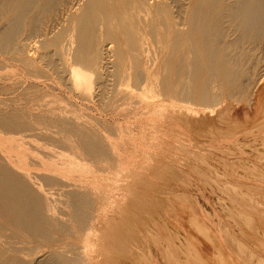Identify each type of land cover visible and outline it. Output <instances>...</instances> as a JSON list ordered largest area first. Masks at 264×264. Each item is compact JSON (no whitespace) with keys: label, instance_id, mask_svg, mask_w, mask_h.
<instances>
[{"label":"bare ground","instance_id":"bare-ground-1","mask_svg":"<svg viewBox=\"0 0 264 264\" xmlns=\"http://www.w3.org/2000/svg\"><path fill=\"white\" fill-rule=\"evenodd\" d=\"M1 1H4L3 2L4 3V9L6 8V10L10 9L13 6V8H11L12 12H13V16H12V18H10L8 20L7 25L6 24H5L6 26L4 25L5 29L2 28L3 29V30H1L2 32L0 31L1 32L0 33V52L5 53V52H8L9 50L16 49L17 53L20 55V57L23 56L25 54V50L28 49V45L26 43L28 41H26V40L30 39V37H32L36 33L39 34L40 31H43V30H40V29H39L40 31L37 30V28L41 24L40 21H42V24H43V20H41L43 18V15L46 13L45 15L47 16V13L49 11H51V8L53 9L54 5L55 6L58 5L59 8H61V3L60 2H62V1H59V3H60V5H59V3L56 4L58 0H1ZM39 1H43V5H41L40 7H36V5H37V3ZM64 1H66V0H63V2ZM98 1L99 0H85L83 6H81V8H79L80 12H78V10H77L78 7L76 6L77 9H76L75 13L78 12L80 14L78 16H75L74 21H73L74 23H73L72 31H70L71 34L70 35L66 34L67 37H64L63 34H62L64 32H61L60 33L61 35H59L57 38H55L54 41L53 40L51 41V37L52 36L49 37L50 35L48 34L49 35L48 37L50 38V40L46 39L47 42L45 40V43H44L45 46L42 45L43 48L45 47V49H46V47L48 48V47H52V46H55V47L57 46V47H59V49L57 51H54V52L51 51L49 53H47L48 51L45 50L46 54L41 53L43 55H41V57L38 58V62L45 63L46 66L48 65V67L53 65L54 68H56L57 66L55 67V65L57 63H59V65H60L61 61L60 62L55 61V63H56L55 64L54 61L52 60V58L54 59L55 55L60 56L61 58H63L62 59L63 63L61 62V64H63V67H61V65H60V69H58L59 67H57L55 69V71H57V73H58V74L57 73L56 74L60 75L59 78L62 77V79H60L61 80L60 82L65 81L64 79H68L67 78V76L69 75L68 73H70L69 80L72 79L70 77H73L72 71L70 70L71 72H69L68 69L65 67V63H67L66 60L68 61L69 59H72L77 64L85 66L86 68L90 69L91 73L87 72L88 70L87 71L83 70L82 66H81V69L78 68L79 69L78 72L77 73L75 72L76 74L74 73L75 76L73 77V79L70 82V83H72L74 85V88H73V86L71 84H70L71 87H72L71 90H70V86L67 87V85L65 84L67 80L64 83V85H66L67 89L69 88V90H70V91L69 90H67V91L71 92L72 90H74L75 92H77L75 90L76 89L75 88L76 87L75 84L77 85L78 84L77 81L79 82V80H81V79H83L85 81L86 84L83 82L85 85H88V87L91 85L90 87H92L93 83H89L90 76L92 78V75L95 74L96 79L95 78L94 79H95L96 82L94 80H93V82L96 84L97 88L100 90V92L98 93V98H100L101 101L104 103L103 106L105 105V106L110 107L112 99L115 98L117 95L120 96V92H118L116 90L117 89L116 87L118 85V84L116 85V83L120 82V81H123L124 84H125L126 81H128V82L130 80L136 81V78H133L132 76L127 75L126 72L122 69L121 60H120L121 53L119 52V50L117 48L116 49H111V47L109 48V44L110 43L105 46V41H101V40H100L101 42L98 43L96 46H93V44H91L89 42V37H90V33L92 31V28H91L92 26L90 27V24H87V22L86 23H82V22H84L83 18L87 17V16H88L87 20L89 22V20H90L89 18L93 14V10L96 9L95 5H96V3H98ZM108 1H110V0H108ZM132 1L135 4L138 3V1L140 2V0H132ZM146 1L147 0H145V2ZM176 1L177 0H175L174 2H176ZM193 2H191V4ZM64 3H66V2H64ZM79 3H81V0H80ZM176 3L178 4V2H176ZM66 4H69V2L66 3ZM125 4H126V2H125ZM140 4L143 5V6L145 5L144 3H141V2H140ZM172 4H170V5L172 6ZM75 5H77V4H75ZM109 5L112 7L110 2H109ZM153 5H154V3H153ZM62 6H63V4H62ZM146 6H147V2H146ZM1 7H2V4H1ZM177 7H179V6H177ZM181 7L182 6H180L179 8H181ZM127 8H128V6H127ZM182 8H184V7H182ZM65 9H67V7H65ZM112 10L114 11V9H112ZM176 10H177V8H176ZM113 11H112V13H113ZM178 11H179V9H178ZM51 12L53 13V11H51ZM54 12H56V11H54ZM128 12H131V11L128 10ZM146 12H147L146 15L150 16L149 9ZM54 14H56V13H54ZM45 15H44V17H45ZM57 15H58V13H57ZM63 15H64L65 18L69 17V16L66 17L65 14H63ZM1 16H2V14H1ZM186 16L187 17L184 20L185 24H182V25H184L183 29H181L182 28L181 27L180 28L181 30L179 32L185 33L186 36L188 37L189 42H188V45H187V47L185 49L186 56H185L184 64H183V66L181 68L178 69V72L180 74V75L179 74L178 75L181 76L184 79V81L187 80L186 81L187 88L186 89H184V88L182 89L181 88L182 90L181 89L180 90H175L174 94L184 96L183 99L180 98V100L183 103L186 102V103H189V104H195L196 106H199L202 110L204 109L206 111H208V109L210 110V109H212L214 107H218V106L222 105L223 103L221 104V101L219 99H217L213 95L215 93V91H214V93H210L204 87H202V90H200V89H199V91L196 90V86H198V85H196V84H198L197 81L199 80V78L201 77V75L204 72H207L208 73V78H207L208 83L215 84V83H217L219 81L220 82L221 81H225L226 83L229 84V86L232 89L241 90L240 91V95L243 96L245 94V87L244 86L246 85L244 79L248 75V73L246 71V66H247V63L249 62L250 58L255 55V52H251L250 51L251 54L246 56L245 55L246 52L245 53L241 52L239 50V46L235 45L234 43H226L225 44L224 42L226 41L227 36H229L230 32H233L234 35H237V37L239 39H242V40H250V41H254L255 43L256 42H261V40L264 38V0H201L200 3H199V6L197 7V9H195V12L190 13V14L187 13ZM28 17H29V19H28ZM47 17H49V16H47ZM8 18L9 17H7V19ZM0 19H1V23H2V18H0ZM178 19H181V18L178 17ZM65 20L68 21L67 19H65ZM174 20L176 21V16H175ZM181 21L179 20V23ZM44 23H46V21ZM47 23H48V21H47ZM179 23H177V24H179ZM85 24H86V26H85ZM182 25H179V26H182ZM43 26L44 27H42V28L44 29L45 28V24ZM174 26L176 27V25H174ZM68 27H69V25H68ZM45 29H47V28H45ZM64 29H65V27H63V30ZM51 30H52V28H51ZM53 30H55V29H53ZM53 30L49 31V32H53ZM57 30H59V28H57ZM193 36H195V37L192 38ZM197 37L199 38V40L197 39ZM39 39H40V37H39ZM36 40H38V39H36ZM31 43H32V41L30 40L29 44H31ZM222 44H224V45L222 46ZM166 45H165V47H166ZM201 45L205 47L206 51L212 57L211 68H208V67L206 68V66H205L206 64L204 63L201 55L199 54L200 53L199 52V47ZM29 47H31V45H29ZM38 49H40V48L38 47ZM38 49L36 51L37 53L39 52ZM48 50H50V49H48ZM34 52L35 51H33V53ZM141 52L143 53V51H141ZM8 54H10V53H8ZM38 54H40V53H38ZM259 54L257 53L258 56H259ZM192 56H193V58H191ZM26 57H28V55ZM107 57H108V60L109 59L111 60L113 58V65H114V68H115V69L113 68L115 70V76H113V77L115 79L114 81L116 82V83L114 82L116 87L112 86L113 84H111L110 86L114 87V89H112L110 87L111 88L110 90H108L109 88H108L107 83H106V82H108V80L106 79L107 81L104 82L105 76L103 75V72H102V69H103L102 64H103L104 61L107 60ZM13 58H15V56ZM144 58H145V56H144ZM258 58L260 59V57H257V59ZM261 60H259V62ZM9 61H7V63ZM36 61L33 58V61H29V62H31L33 64V66L34 65L36 66V64H35V63H37ZM15 62H19V61L17 60ZM29 62H26V60H25L26 64L29 63ZM70 62H71V60H70ZM259 62H257V63L259 64ZM3 63L5 64L6 62H3ZM32 64L30 66H32ZM39 64H37V65H39ZM71 64H69V65L71 66ZM250 64H252V63H250ZM262 64H263V62H262ZM105 65H106V62H105ZM153 65H154V63H153ZM72 66H75V64L72 65ZM109 66L107 65L108 68H109ZM78 67H80V66H78ZM30 68H29V70H30ZM52 69H53V67H52ZM106 70H103V71L106 72ZM112 70H111V73H112ZM32 71H35V70H32ZM108 71L109 70H107V73H109ZM186 71H188V75H189L187 77V79L185 78L186 76L184 77V73ZM139 72L141 73V71H139ZM253 72H252L253 76L254 77L257 76V74H256L257 70H256V72H254V73ZM140 73L137 75V78H138V76L141 77L142 73H141V75H140ZM34 74H33V76H34ZM29 75H31V74L29 73ZM47 76H48V73H47ZM142 76L143 77H141L140 80H142V78H144V75H142ZM113 77H109V79H111V78L113 79ZM262 77H264V75ZM34 78H35V76H34ZM36 78H38V76H36ZM92 79H91V81H92ZM146 79L148 80V76L147 75H146ZM201 79H202V77H201ZM262 79L263 78H261V80ZM33 80L34 79H32L31 81H33ZM47 80L46 81L49 82L48 78H47ZM143 80H145V79H143ZM79 83H81V82H79ZM140 83L139 84L142 87H144V85H142V82H140ZM244 83H245V85H244ZM49 84H51V83L49 82ZM49 84H48V86H49ZM95 84H94V86H95ZM186 85H185V87H186ZM53 86L54 85H52L50 87L53 89ZM125 86H126V84L124 85L123 89H127L128 90L129 88H126ZM157 86H158V84H157ZM59 87H60V85L58 86V88ZM63 87L64 86H62L61 89ZM90 87H89V90H90ZM46 88H47V86H46ZM84 88H86V86ZM95 88H94V90L91 88L93 90V92L95 91ZM79 89L81 91V88H79ZM79 89L77 87V90H79ZM185 90H186V92H185ZM84 91L86 92V89ZM129 91H131V90L129 89ZM81 92L83 94V91H81ZM88 92L86 93V95L87 94L89 95ZM90 92H92V91L90 90ZM153 92H155L154 88L153 89L152 88H150V89L147 88L146 91H145L147 96L148 95L149 96L152 95ZM79 94H80V92H79ZM132 94H134V93L132 92ZM138 95H139V92H138ZM89 96H92V94L89 95ZM259 97L261 99L262 105H260L257 110H258V116H261V115H264V93H261V95ZM96 98L97 97H94V99H95L94 101H96ZM141 98H142V96H141ZM123 99H125V98H123ZM149 99H151V98H148V102H150ZM92 100L93 99H91V101ZM56 102H57V100H56ZM99 103L97 101V104H99ZM139 103H140V105L143 104V102H139ZM53 105H55V104H53ZM57 105H59V104H57ZM75 105L76 104H74V107H75ZM126 105H128V104H126ZM143 106H145V105H143ZM78 107H77V109H78ZM88 107H89V105H88ZM193 107H195V106H193ZM29 108H28V110H29ZM71 108H72V106H71ZM71 108L68 107L67 109H71ZM89 108H91V107H89ZM103 108H105V107H103ZM128 108H130V107H128ZM1 109H3V108H1ZM73 109L75 110V108H73ZM81 109L83 110V108H80V110ZM123 109H124V107H123ZM168 109H171V108H168ZM183 109L185 110V108H183ZM192 109L194 110V108H192ZM201 109H200V111H201ZM74 110H71V111H73V113H74L73 115H75L76 117H74L72 115H69V112H68L67 116H65V115L64 116H60L59 117L60 119L57 121L58 124L62 127L61 133L64 135V136L62 135V138H61L60 142L63 141L65 143V145L69 148V150H70L69 155L66 152H64V151H60L59 147L57 145H55V143H54V145H51V144L49 145L47 143L44 144V145H39L38 144L39 146L37 147V145H36V148H35L34 145L36 143H38V142H36V143H34V145L32 144L34 146V147H32L31 146V141H28V140L32 139L33 136H22V137L20 136L21 138H17L16 137L15 140H14L15 143H17L16 145L19 146L18 148H19V152L20 153L18 151H14V149L11 148V149H13L12 151H14L11 154L17 152L18 153L17 154L18 157L22 155L21 163H22L23 170L21 168L19 173H17V172H12V174L9 173L8 177H6L7 180H3V179L0 180V218H6L11 223V227L15 228L16 231H20V233L22 234L21 236H24V237L33 236L36 240H40L41 242L42 241L50 242L52 239L54 240L53 235H52V231H54V232L55 231L56 232L63 231V232H69V233H71L72 231H75L76 233H81L83 235L84 234L86 235V233L88 232L86 238L90 237L91 235L95 236L94 234H96V233L94 232V230H95V223L97 222V220H96V214H95L96 209L94 207V203L97 200V197L102 192L101 191L102 188L99 185V182H101L99 177H101L102 170H107L108 174H111V176H109L110 179H107V181L111 180V179H114L116 181V182L114 181L116 184H118L117 183L118 180L119 181L121 179L124 180L125 177H126V175H125L126 168L124 167V164H122L121 160H119V156H120L119 145H120L121 142L118 140V142H119L118 143L115 140L110 139L109 136L105 135V133H103L101 131V126H102L101 123L102 122L100 123V121H98V120H101V119H98V120L96 119L97 121H92V118L90 120V118L88 119L86 117V115H84L85 114L84 110L83 111H78V112L76 110L75 111ZM130 110H132V109L130 108ZM136 110L137 109H135V111ZM158 110L160 112V109H158ZM9 111H11V109ZM9 111H7V112H9ZM66 111H68V110H66ZM88 111H87V113H88ZM100 111H102V109H100ZM117 111H118V109H117ZM162 111H164V109L161 110L160 115L163 114ZM171 111H173V110H171ZM171 111H169V112H171ZM174 112H176V113L173 116L177 119V121L182 126H186L184 124V120H185V117H186L184 115L185 112L183 113L182 111H175V110H174ZM58 113H62V110L60 112H58ZM94 113H96V112H94ZM130 113H131V111H130ZM165 113H166V110H165ZM3 114H4V112H3ZM155 114H157V113L155 112ZM188 114L186 113V115H188ZM168 115H169V113H168ZM221 115L222 114H220V116ZM223 115H224V113H223ZM71 116L74 117V118H72ZM88 116H91V115H88ZM101 116L102 115H100V117ZM157 116H158V114H157ZM191 117H194V116H190V118ZM96 118H98V117H96ZM94 119H95V117H94ZM104 119H105V117H104ZM146 119H147V117H146ZM159 119H161V118H159ZM166 119H168V118H166ZM192 119H195V118H192ZM117 120H118V118L116 117V121ZM162 120H163V117H162ZM202 120H201V122H202ZM204 120H207V123H205V125L206 124L210 125L208 123V118H205ZM233 121L234 120H232V123H235ZM131 122H132V119H131ZM201 122L199 121L197 123L199 124ZM153 123H154V121H153ZM153 123H151V124H153ZM232 123H229V124H232ZM120 124L118 123V124H116V126L119 127ZM201 124H203V122ZM4 125H6L7 127H13L11 122L9 123V122L5 121ZM238 125H239V123H238ZM155 126H153V127H155ZM112 127H113V129L115 128L112 125L111 129H112ZM189 127H190V125L188 126V128ZM109 128H110V126H109ZM129 128L132 129V127H129ZM201 128H200V131L194 132L196 134H194L193 132H192V134H194V136L195 135L198 136L201 139V141H202L203 139L207 138L206 136L209 135V133H211L212 130L210 128L207 129V127H204L205 129H201ZM119 129L121 130V127ZM125 129H126V127H125ZM131 129H129L130 131H128V132H131ZM127 130H125L124 132L126 133ZM189 130H188V132H191V129H189ZM114 131H117V130H114ZM251 131H253V129ZM160 132H161V130H160ZM119 133H120V131L118 132V134L117 133L115 134L116 137H118ZM213 133H215L214 134V136H215L214 138L217 139V140H221V139L224 140L226 138L223 134H221V132H217V133L213 132ZM229 133L230 132H228V134ZM235 133H237V132H235ZM122 135H123V132H122ZM2 136H4V135H2ZM42 136H44V137H46L48 139H51V140H56V141H57V138H58V136L56 138H53V136H51L50 133H48V132L42 133ZM5 137L10 139L9 137H11V135L9 137L8 136H5ZM128 137L129 136H126V138H128ZM130 137L132 139V135ZM262 137H263V140L261 141L262 144L259 142L261 145L260 146L256 145L258 147H256V146L255 147L257 148V152H258L256 155H258V156L260 155L264 159V134L262 135ZM213 139H211V140L213 141ZM180 140H181V138H180ZM10 141L13 142L12 138H11ZM10 141L8 140L9 143H10ZM0 142H1V140H0ZM4 142L6 143L7 141H4ZM8 142H7V145L9 144ZM134 142H135V140H134ZM1 143L3 144V142H1ZM4 145L5 144H3V146ZM0 146H2V145H0ZM9 146H11V145L9 144L8 147ZM120 146H122V145H120ZM133 146H134V143H133ZM11 147H13V145ZM2 148H3V151H4V147H2ZM250 148H251V146H250ZM247 149L250 150L249 147ZM8 150H9V148H8ZM8 150H5V151H8ZM152 150H154V149H152ZM235 150H237V149H235ZM248 150H245V151H248ZM215 151H217V150H215ZM227 151H228L227 154L231 155V156H232V154L234 155V153L236 152L234 150H230V151L227 150ZM2 152L0 151V153H2ZM10 152H11V150H10ZM223 152L224 151H221V152H219V154L223 155ZM4 153H6V152H4ZM250 153H255V152H250ZM65 154H67L68 156H65ZM144 154L147 155V153L143 152L142 156H144ZM2 155H3V153H2ZM15 155L16 154H13V156H15ZM123 155H125L124 151H123ZM129 155H131V154H129ZM149 155H151V154H148V156H144V157H148L149 158L150 157ZM153 155H155V154H153ZM207 155H209V154H207ZM159 156L156 157V158H158L157 160L160 159ZM206 156H205V154L203 155V153L201 154L199 151L194 153L195 159H198L199 157L203 158L205 161H208L210 163V164H208V166L212 165L213 168H215V167L218 168L217 169L218 171H216V173H215V170L213 172V170L211 171V169L209 170V169L203 168V167L200 168V170L199 169L197 170V169L194 168V171L196 173H198V175L201 177L200 180L203 181L205 187L208 190H210V191L216 190V189H213V187L216 184L218 185V183L216 182L217 178H219V179H223V178L231 179L232 174L233 175L235 174V176H236V174H238L237 178L240 177L241 180H242V178H244V179L247 178V180L249 179V180H252V181H255V182H264V176L262 178L261 176H258V175L255 174L256 171H259V172L262 173V175H264V172L261 171L262 169L260 170V168H263L264 166L263 167H254V166H252L256 162L255 163L253 162V164L251 165V164H248V162L243 160V159H238V158L236 159L235 158L233 160L232 159L230 160V159H228V156H226V155L225 156L227 157V159H224V157H222L221 155H216V156L214 155V156H207V157ZM253 156H254V154H253ZM253 156H251V157H253ZM6 157L7 156H5V157L1 156L0 157V161H1L2 164H4L7 167V169H9L11 171L10 166H13L12 164H14V163L13 162L11 163L10 159L7 160ZM127 157H126V159H127ZM131 157H130V159H131ZM140 157H141V153H140L139 158ZM144 157H141L140 160H145ZM151 157H153V156H151ZM35 158H38V159L36 160ZM18 159H20V158H18ZM64 159L67 160V161H65L67 163H65V164H64V162L60 163V161L64 160ZM122 159H123V156H122ZM128 159H129V157H128ZM130 159L128 160L129 163H130ZM16 160H17V157H16ZM149 160H150V158H149ZM163 160H165V157L163 158ZM166 160H167V158H166ZM168 160L172 161L169 158H168ZM168 160H167V162H168ZM254 160H251V161H254ZM31 161H32V163H31ZM186 161L187 160L185 158H183V162L174 161V163H172V164H170V162L167 163L166 161H165L166 163L162 162L163 164H162V167L160 166L161 169L159 171V177H158V175H157V177H155V178H159V182L155 181V184H153V183L150 184V180H147L148 178H146V180L149 181L148 185H146V186H148L147 187L148 189L145 192V194H143V196L138 195V193L135 192V191L127 190L128 193H129V197L134 200V203L136 205L142 207V209H143L142 212H144V215L146 214V215L149 216L151 212L156 211L155 208L159 209L161 212L162 211L164 212V216H162V219L160 217H159L160 219L153 218V224L155 225V228H154V230L152 228L151 229L153 231H155L154 233H152V234L148 233L146 231L145 227L142 226L136 220H134L130 216L131 215L130 212L128 213L127 210H126V211H124V216H125L124 219L125 220L122 223L119 221L118 223H120V224L112 226V228H111V230L109 231L108 234H106V235L105 234H100L98 236L96 235V237H94V243L92 242V244H91L90 241H89L91 246H87V247L83 248V250L70 248V250L67 251L66 254L60 253L61 251L59 252L57 249H54L52 246H50V247H48L50 251L43 256V259H40V260H44V261L47 260L48 261V259L49 260L52 259L53 262L57 261L58 264H94V261H93L94 260V255L96 253H102V251H103L104 254L103 253L102 254L104 256L108 255V257L114 256L116 258V261L113 260L114 264H123V261H125L123 259V256L125 254L132 253L133 247L135 246L136 249H138V251L135 252L136 261H135L134 264H156L155 262H153V260H154V255H153V250L154 249L153 248L154 247L159 249V251L161 253V257H162L161 259H163V261L166 264H211L210 263V258L212 257L211 253H213V252L219 258V259L217 258L218 259V263L217 264H264V255L261 256V254H257V252H253L252 247L248 244V239L250 237H256L255 239H257V237H258L259 240L260 239L264 240V210L262 209V208H264V189L261 188V185L254 184V183H246L245 184V183L240 182V180L239 181L236 180V181H238L237 184L234 185L233 183H231V185L232 184L233 185L230 186V183L228 181L226 183L227 186H228L227 189H226L227 191H225V192L227 193V195L229 194L228 197L232 196V194H233L232 197H234L236 199V202L239 201V203H241L242 211H238V209H237V211L235 212L234 210L231 209L233 212H231L230 215L227 214V216H225L226 219H227L226 223L230 227H228V225L222 226V228H220L219 230H215L213 232L206 228V226L202 222V219H200L201 218L200 217V213L198 215V214H196L197 212H190V215L187 217V219H188V222H190L193 225V231H191L186 226L185 221L182 220V218L176 213V212H178L177 210H179V209H180V211H181V209H184V208L186 210V205H191V204L193 205L194 204L193 207L195 208V204H196L193 201V199H192L196 195L194 193H192V191H190V188L188 190V187H187V186H189L188 184H189V181H190V179L188 180V178H189L188 175H190L191 173H188L186 171V169L184 168V167L187 166ZM5 162H7V164ZM215 162H219L221 164H219V166H218V165L215 164ZM21 163L18 162V164H21ZM137 163H139V162H137ZM153 163H154V161H153ZM153 163H152V165H153ZM8 164L10 166H8ZM31 164L32 165L38 164L39 166L43 167V170H41L40 174L36 177V179H40L41 180L43 178H45V179L46 178H50V179H53V180H56V181H59V182H63V186L65 188H69L64 193L65 200H63L61 203H59V204L64 206L63 209H61L60 206L57 203H55L54 201H51L52 198H49L47 196L48 192L45 194L44 191H42L41 187H39L37 185V182L33 183L31 181L30 174L28 173L29 174L28 175L24 171L25 169L27 170V167L29 165H31ZM135 164H134V166H135ZM141 164H139V165L141 166ZM148 164H149V161H148ZM15 165H17V164H15ZM159 165H161L160 162H159ZM159 165L157 163L156 167L159 166ZM140 166L138 167V169H140ZM149 166H151V165L149 164ZM200 166H203V165H200ZM256 166H259V165H256ZM16 167L17 166H15L14 168H16ZM132 167H133V165H132ZM145 167H147V164H146ZM151 167L153 169V166H151ZM210 168H211V166H210ZM240 168H241V170H240ZM18 169H20V168H18ZM129 169H131V171H132V168H129ZM147 169H148V167H147ZM14 170H17V168L14 169ZM141 171H142V169H141ZM263 171H264V168H263ZM132 172H134V171H132ZM148 172H150V171H148ZM137 174H136V176H137ZM152 174L154 176V173H152ZM151 175H149V176H151ZM142 176L140 175V177H142ZM105 177H107V176H105ZM76 178H79L78 182H80L82 185H78L77 184V185H74V187L72 185H68V186L66 185L70 180H73V179H76ZM90 178H91V180L92 179L94 180L93 184H92V181H90ZM192 179L193 178H191V180ZM232 179L234 180V178H232ZM125 180L127 181V179H125ZM131 180L132 179H130L129 181H131ZM197 180H198V182L200 181L199 179H197ZM114 182H111V183L115 186ZM123 182L124 181H122V183L121 182L120 183L124 185ZM59 184H61V183H59ZM141 185H143V183ZM249 185H250V187H253V188L256 189L254 191V193H256V191H257V195L256 196H252V194H249V193H253V192H249V193L247 192V194H245L246 191H247L246 188ZM110 186H112V185H110ZM117 186H115V187L119 188L121 185L119 187H117ZM233 186H235V190L232 188L233 189V191H232L230 188L233 187ZM144 187H145V185H144ZM168 187H169V189H171L170 187H173L171 192H174V193H170V194L168 193V195L164 194L165 198H163V199H160V198L156 199L155 198L156 201L153 199V197H154L153 195H155L156 193H163L164 191L166 192V189H168ZM196 187H198V185ZM108 188H109V186H108ZM127 189H128V187H127ZM145 189H146V187H145ZM200 189H202V188H200ZM200 189H198L199 193L201 192ZM260 189H262V190H260ZM107 190L109 192V189H107ZM195 191L196 190L194 189V192ZM110 192H111V190H110ZM115 193H112V194H115ZM119 193H121V192L119 191ZM119 193H116V194H119ZM261 193H263V194L260 195ZM112 194L109 193L108 195H112ZM122 194H123V192H122ZM248 194H249V196H246ZM161 195L159 197H162ZM112 196H109V198L110 197L111 198L115 197V199H116V196H113V197ZM203 196L206 197L205 195H203ZM203 196H202V198H204ZM107 197L108 196H106V199H107ZM103 199H105V198H103ZM59 200H60V198H59ZM120 200H121V198H118V201H120ZM102 201L104 202V200H102ZM110 201H108V202H110ZM106 202H107V200H106ZM121 202L123 203V201H120L119 203H121ZM111 203H113V202L111 201ZM111 205H113V204H110L109 206H111ZM224 205H227V204H224ZM113 206H111L109 208L112 209ZM133 206H135V205H133ZM135 208H137V207L135 206ZM135 208H134V211H133L132 215H134V217L136 216L137 218H139L137 215L134 214ZM190 208H191V206H190ZM221 209H223V207ZM91 210H93V211L91 212ZM103 210L105 211L104 208H103ZM138 210H139V208H138ZM100 211H101V209H99V212ZM116 211H114V212H116ZM120 211H121V209H120ZM158 211H156L157 214H158ZM56 212H58L61 215V217L62 216H65V217L67 216L68 219L67 220H63V219L59 220V218L57 219L54 216V214ZM106 212H107V210H106ZM103 213L105 214V212H103ZM136 213H137V210H136ZM138 213H140V212H138ZM154 213H151V214H154ZM160 214L161 213L159 212V215ZM106 216L104 215V217H106ZM121 216H123V215H121ZM148 216H146V217H148ZM197 216H199L200 218L197 217ZM119 217H120V215H119ZM140 217H142V216H140ZM102 218H103V216H102ZM100 219H101V217L99 218V220ZM114 220L115 219H113V221ZM143 221H145V220H143ZM105 223H107V222H105ZM108 223H110V222H108ZM113 223L115 224V222H113ZM145 223H146V221H145ZM50 224H51V226H50ZM111 225H113V224H111ZM99 227L100 226H98V229H99ZM150 227H152V226H150ZM194 229H196V231L197 230L200 231V234L199 233H195ZM148 231L150 232L151 230L148 229ZM93 232H94V234H92ZM183 233H185V238L187 239L184 244H182V242H181L182 238L185 239ZM199 235H202L205 238H202ZM84 239H85V237L83 238V240ZM89 239L90 238H87L84 241L89 240ZM142 240L150 241L151 244H153V247L151 246L152 248H150V247H148L149 244L148 245L142 244L143 242L139 243V241H142ZM249 240L252 241L251 238ZM262 240H260V241H262ZM28 241H29V239H28ZM137 242L139 243V245L137 244ZM13 243H15V242H13ZM135 243L137 244V246H136ZM253 243H255V242H253ZM262 243H263V246H264V242H262ZM81 245H83V244L81 243ZM143 245H146L147 247L145 248V246H143ZM29 249L31 250V248H29ZM66 249H68V248L66 247ZM157 252L158 251H156V254H157ZM38 255H39V253H38ZM159 257H160V255H159ZM129 258H131V257H129ZM10 259L6 260L2 256H0V264H31L30 261H27L26 259L22 260L21 258H18V257H13V259H11V260ZM127 260H129V259H127ZM47 261L44 262V263H47ZM105 261H106V259H105ZM132 261H133V259H132ZM57 262H56V264H57ZM106 262H107L106 264H112L111 261H106ZM37 263H39V262H37ZM132 263L133 262H131V264ZM100 264H101V262H100Z\"/></svg>","mask_w":264,"mask_h":264},{"label":"rangeland","instance_id":"rangeland-1","mask_svg":"<svg viewBox=\"0 0 264 264\" xmlns=\"http://www.w3.org/2000/svg\"><path fill=\"white\" fill-rule=\"evenodd\" d=\"M59 1H62V2H60L61 3V8H59L58 5H57L58 7L54 5L53 9L51 8V11H53V13L51 11H49L47 13V16H49V17L53 16L52 18L51 17L50 18L47 17L45 15L46 13L44 14L45 17L43 15V18L41 19V20H43V24H42V21H40L41 24L37 28V30L40 29V30H43V31L39 30L40 31L39 34L36 33L35 34L36 36L33 35L32 37H30V39L26 40L29 43H30V40H31L34 45L32 43L29 44L28 42H26L27 45H28V49L25 50V54L23 56L20 57V55L17 53L16 49L9 50L10 52L8 51V52H5V53L0 52V61H1L0 62V106H1L0 107V114H1L0 115V134H1L0 135V140H1V142H3V144H5L3 146V144L0 142V145H2V146H0V148L2 149V150L0 149L1 152L3 151L2 147H4V151L2 152L3 155H2V153H0V157L1 156H4V157L7 156L6 159L7 160L10 159L11 163L12 162L14 163V164H12L13 166H10L8 164V166H10V169H11V171H10L0 161V180L1 179L7 180L6 177H8L9 173H11V174H12V172L19 173L21 168H22V163H21L22 155L18 157V155H17L18 153L17 152L13 153V154H16L15 155L17 157V160H16V157L13 156V154H11L14 151H18L19 152V148H18L19 146H17L16 145L17 143H15V141H14L16 137L17 138H21L22 136H33V138L29 139L28 141H31V146L32 147L35 146V148H36V145L38 147L39 145H44L46 143L49 144V145L50 144L54 145V143H55V145H57L59 147L60 151H64V152H66L69 155V153H70L69 148L65 145V143L63 141L60 142L63 134L61 133L62 127L58 124L57 121L60 119L59 118L60 116H64V115L67 116L68 112H69V115H72V116L76 117L75 115H73L74 114L73 111H71V110H74L73 108H75V110L77 112L84 110V113H85L84 115H86V117L88 119L90 118V120L92 118V121H97L98 119H101V120H98V121H100V123L102 122L101 123L102 124L101 131L103 133H105V135L109 136L110 139H113L116 142H118V140H119L121 142L120 145H122V146L119 145V152H120L119 160H121L122 164H124V167L126 168V172H125L126 177H125V179H127V181L125 179L124 180L121 179L120 181L118 180L119 182L117 181L118 184H116L115 183L116 181L114 179H111V180H108L109 181L108 182L107 179H110L109 176H111V174H108L107 170H102L101 177H99V179L101 180V182H99V185L102 188L101 189L102 192L97 197V200L94 203V207L96 209V211H95L96 220H97V222L95 223V230H94V232L96 234H94V232H93L92 234H94L95 236L91 235L90 237H87V238H90V239L86 240V241H84V240L87 239L86 236H87L88 232L86 233V235L85 234L83 235L81 233H76L75 231H72L71 233L63 232V231H59V232L52 231V235H53L54 240L52 239L50 242H46V241H42L41 242L40 240H36L33 236H30V237L29 236H26V237L21 236L22 234L20 233V231H16L15 228L11 227V223L6 218H0V238L2 239V240L0 239V241H1L0 242V256L5 258L6 260L10 259V258L13 259V257H18V258H21L22 260L26 259L27 261H30L31 264L33 262H34L33 264H39V263L40 264H42V263L43 264H47V263L48 264L49 263L50 264H56L57 261L53 262L52 259H50V260L48 259V261L47 260H45V261L44 260H40V259H43V256L50 251L48 247L52 246L54 249H57L59 252L61 251L60 253H63V254H66V252L69 251L70 248L83 250V248H85L87 246H91L92 242L94 243V237H96V235L97 236L100 235V234H105L106 235V234L109 233V231L111 230L112 226L120 224V223H118L119 221L122 223L125 220L124 219V217H125L124 216V211H126V210H127L128 213L130 212L131 215L130 214L129 215L134 220H136L142 226L145 227V229H146V231L148 233H150V234L154 233L155 231H153V230L155 228V225L153 224V218H158V219L161 218L162 219V216H164V212L163 211L161 212L159 209L155 208L156 211L159 210L158 214H157L156 211H154L155 213L151 212V213H154V214L150 213L149 216L146 215V214L144 215V212H142L143 211L142 207H140V206H138V205H136L134 203V200L129 197V193H128L127 190L135 191V192L138 193V195L143 196V194H145V192L148 189L147 188L148 186H146V185H148L149 181H147V180H150V184L151 183L155 184V181L159 182V178H155V177H157V175L159 177V171H160V169L162 167V164H163L162 162L166 163L168 158L170 160H172V161L168 160L167 163L170 162V164L174 163V161L183 162V158H185L187 160L186 161L187 166L184 167V168L186 169V171L188 173H191L190 175H188V177H189L188 180L190 179V181H189V184H188L189 186H187V187H188V190L190 188V191H192V193H194L196 195L194 198H192L193 201L196 203L195 204V208L196 209L193 207L194 204L193 205L191 204V205H186V210L184 208V209H181V211L179 209V210H177L178 212H176L182 218V220L185 221L186 226L191 231H193V225L190 222H188V219H187V217L190 215V212H197L196 214H198V215L200 213V217L201 218L199 216H197V217L202 219V222L204 223L206 228L208 230L212 231V232L215 231V230H219L220 228H222V226L228 225L226 223L227 219H226L225 216H227V214L230 215L231 212H233L232 210H234L235 212L237 211V209H238V211H242V206H241V203H239V201L236 202V199L234 197H232L233 194H232V196L228 197L229 194L227 195V193L225 192V191H227L226 189L228 187L226 183L229 181L230 186H232L233 184L236 185L237 182L240 180V182L245 183V184L246 183H254V184L261 185V188L264 189V182H255V181H252V180H249V179L247 180V178L246 179L242 178V180H241L240 177H238L239 179L237 178L238 174H236V176H235V174L234 175L232 174L231 179H228V178L227 179L226 178L219 179V178H217L216 182L218 183V185L216 184L213 187V189H216V190L210 191V190H208L205 187L203 181L200 180L201 177L198 175V173H196L194 171V168L197 169V170L198 169L200 170V168L203 167V168H207L209 170L211 169V171L213 170V172L215 170V173H216V171H218L217 170L218 168H216V167L213 168L212 165L208 166V164H210V163L208 161H205L201 157H199L198 159H195L194 153L199 151L201 154L202 153H203V155L205 154V156L207 154H209L207 156L221 155L222 157H224V159H227L226 156H228V159H230V160L231 159L233 160L235 158L236 159L237 158L238 159H243V160L247 161L248 164H251V165L253 164V162L254 163L256 162L254 165H252L254 167H263L264 166V159L260 155L259 156L256 155L258 153L257 152V148H256L258 146H256V145L260 146L262 144L261 143V141L263 140L262 135L264 134L263 133L264 132V115L258 116V110H257L258 107L260 105H262L261 99H260L259 96L261 95V93H264V77H262L264 75V67H263L264 66V38L261 40V42H256L255 43L254 41L239 39L237 37V35L233 34V32L229 33V36H227V39L224 42L225 44L226 43H234L235 45L239 46V50L241 52H244V53L246 52V54H245L246 56L251 54V52H255V55H256V56L255 55L253 56L254 58L253 57L250 58L249 62L247 63V66H246V71H247L248 75L244 79V81L246 83V85L244 83V85H245L244 86L245 87V94L243 96L240 95V91L241 90L232 89L229 86V84L226 83L225 81H221V82L219 81V82H217L215 84L208 83V81H207L208 73L204 72L201 75L202 79L200 77L199 80L197 81L198 84H196V85H198V86H196V90L197 91H199V89L202 90V87H204L210 93H214V91H215V93L213 95L217 99H219L221 101V104L223 103L222 105H220L218 107H214V108H212L210 110L208 109V111H206L204 109L202 110L199 106H196L195 104H189V103H186V102L183 103L180 100V98L183 99L184 96L174 94L175 90H180L181 88L182 89L183 88L184 89L187 88V85H186V81L187 80L184 81V79L181 76H179L180 74L178 72V69L181 68L183 66V64H184V60H185V56H186L185 49H186V47L188 45L189 40H188V37L186 36L185 33H181L179 31L181 29H183L184 25H182V24H185L184 20L187 17L186 16L187 13L190 14V13L195 12V9H197V7L199 6V3H200L201 0H198V1L197 0H185L186 2L184 0H180L181 2L179 0H177L176 2H178V4L176 2H174L175 0H173V1L172 0H157V1L156 0H147L146 1L147 2V6H146L145 0H140L141 3L145 4L144 6L141 5L139 1H138V3L135 4V3H133L132 0H123V1L122 0H113V1L112 0H110V1H108V0H99L98 3H96V5H95L96 9L93 10V14L89 18L90 19L89 22L87 20L88 16L84 17L83 18L84 22H82V23H86L87 22V24H90V27L92 26L91 27L92 31L90 33L89 42L91 44H93V46H96L101 41H105V46L110 43L109 44V48L110 47H111V49H116L117 48L119 50V52L121 53L120 60H121L122 69L126 72L127 75H130L133 78H136V81H137L136 82L134 80L133 81L130 80L129 82L126 81L127 83L125 82V84H126L125 87L129 88L131 91H129V89L128 90L127 89H123V87L125 85L123 81H120V82H117V83L114 81L115 79H114L113 76H115V70H114L115 68H114V65H113V58L111 60L110 59L108 60V57H107V60L104 61L103 64H102V66H103L102 72H103V75L105 76L104 82H106L108 80V82H106L107 86L109 88L108 90H110L111 88L114 89V87H116L115 83H116V85L118 84L117 87H116L117 88L116 90L118 92H120V96L117 95L115 98H113L112 102H111V106L108 107V106H105V105L103 106L104 103L101 101L100 98H98V93L100 92V90L97 88L96 84L93 82V80L95 81V79H96L95 74H93L94 76L92 75L93 79L89 75L90 76L89 83H93L92 87H90L91 85L89 86L90 90L92 92H90L88 85H85L86 83H85V81L83 79H81L82 81L79 80V82H81V83H79L77 81V83L80 86L78 84L77 85L75 84V86H76L75 90L77 92H75L74 90H72L73 92L72 91L69 92L72 89L71 85L74 88V85L72 83H70V82L73 79V77L75 76V74L78 72V70L81 69L82 65L77 64L72 59H69L68 61L66 60V62L68 64L65 63V67L68 69L69 72L72 71L73 77H70L72 79L69 80L70 73H68L69 74L67 76L68 79H64L63 78L65 81L67 80L66 83H65V81L60 82L61 81L60 79H62V77L59 78L60 75H57L58 73H57V71H55V69L57 67H59L58 69H60V65H61V67H63V64H61L63 58H61L60 56H57V55L54 54L55 55L54 56L55 60L52 58L54 63H55V61H57V62L61 61L60 65H59V63H57L58 65L55 63L56 64L55 67L57 66L56 68H54L53 65L48 67V65L46 66L45 63L38 62V58H40L41 55L46 54L45 50H47L48 51L47 53H49L51 51L54 52V51H57L59 49V47H57V46L56 47L52 46V47H48V48L46 47V49H45V47L43 48V46H45L44 43H45L46 39L50 40L49 37L52 36L51 37V41L52 40L54 41L55 38H57L59 35H61L60 34L61 32H64V33H62L64 37H67L68 34L69 35L71 34L70 31H72L74 18H75V16H78L80 14V13H78V12H80L79 8H81V6H83V4L85 2V0L84 1L81 0V3H79L80 0H66L64 2H66V3L69 2V4H66V3L63 2V0H58L56 4H58ZM124 1L126 2L127 5L125 4ZM3 2L4 1L0 0V18H2V23H1V19H0V31L3 30L2 28L5 29V26L7 25L8 20L10 18H12V16H13V12H12V9H11V8H13V6L11 5L12 7L10 9L6 10V8L4 9V3ZM39 2L37 3L36 7H40L41 5H43V1H39ZM109 2L111 3L112 7L109 5ZM191 2H193V3L191 4ZM60 3H59V5H60ZM153 3H154V5H153ZM1 4H2V7H1ZM62 4H63V6H62ZM75 4H77V5H75ZM170 4H172V6ZM64 6L67 7V9H65ZM76 6L78 7V9H77ZM127 6H128V8H127ZM177 6H179V7L182 6L184 8H182V7L179 8ZM126 8L129 11H131V12H128V10ZM176 8H177V10H176ZM76 9L78 10V12H76L77 14L75 13ZM112 9H114V11ZM144 9L146 11H148V9H149L150 16L146 15L147 12ZM178 9H179V11H178ZM54 11H56V12H54ZM112 11H113V13H112ZM54 13H56V14H54ZM57 13H58V15H57ZM1 14H2V16H1ZM63 14H65L66 17H68V16L69 17L65 18ZM175 16H176V21L177 22L174 20ZM7 17H9V18L7 19ZM178 17L181 18V19H178ZM28 19H29V17H28ZM65 19H67L68 21H66ZM179 20L180 21L182 20V21L179 23ZM45 21H46V23H44ZM47 21H48L49 24L47 23ZM177 23H179V24H177ZM44 24H45V28H47V29L44 28L45 30L42 28V27H44L43 26ZM68 25H69V27H68ZM174 25H176V27ZM179 25H182V26H179ZM85 26H86V24H85ZM63 27H65V29H64L65 31L63 30ZM51 28H52V30L53 29H55V30H53V32H49V31H52ZM57 28H59V30H57ZM39 37H40V39L42 41L39 39ZM194 37L195 36H193L192 38H194ZM36 39H38L40 42L38 40H36ZM197 39L199 40L198 37H197ZM47 40H46V42H47ZM29 45H31V47H29ZM165 45H166V47H165ZM223 45L224 44H222V46ZM38 47L41 50L38 49ZM37 49L39 50L38 53H40V54H38L36 52ZM48 49H50V50H48ZM33 51H35V52L33 53ZM141 51H143V53ZM199 52H200L199 54L201 55L204 63L206 64L205 65L206 68L207 67L211 68L212 57L206 51L205 47L201 45L199 47ZM8 53H10V54H8ZM41 53H43V54H41ZM257 53L258 54L260 53L259 56L257 55ZM27 55H28V57H26ZM14 56H15V58H13ZM144 56H145V58H144ZM257 57H260V59L258 58L259 60L262 59L261 61L263 62V64H262L261 61H260L261 63L259 62ZM33 58L35 59V61L37 60L36 61L37 63H35L36 66L35 65L33 66V64L31 62H29V61H33ZM191 58H193V56ZM16 59L19 62H15V61H17ZM25 60H26V62H29V63H27L28 65L25 63ZM70 60H71V62H70ZM7 61H9V62L7 63ZM3 62H6L7 64L6 63L4 64ZM105 62H106V65H105ZM257 62H259V64ZM153 63H154V65H153ZM250 63H252V64H250ZM31 64H32V66H30ZM37 64H39L40 66L37 65ZM69 64H71V66ZM74 64H75V66H72ZM107 65L108 66L110 65L109 66L110 69L107 67ZM78 66H80V67H78ZM52 67H53V69H52ZM29 68H30V70H29ZM105 68L106 69L108 68L107 70H109L108 71L109 73H107V70ZM82 69L85 70V71L88 70L87 72L91 73L90 72L91 70L86 68L85 66H82ZM255 69L257 70L256 74H257L258 77L257 76L254 77L253 74H252L253 71L256 72ZM32 70H35V71H32ZM103 70H106V72L103 71ZM111 70H112V73H111ZM139 71H141L142 75H144V78H142V80L143 79H145V80H143V81L140 80L141 77H143V76L141 75V73ZM138 72L141 75V77L138 76L139 79L137 78V75L139 74ZM29 73L31 75H29ZM47 73H48V76H47ZM33 74H34L35 78H34ZM146 75L148 76V80L146 79ZM36 76H38V78H36ZM188 76H189L188 75V71H186L184 73V77L187 79ZM109 77H113V79L112 78L109 79ZM47 78L49 79V82L51 84H49V82H47L48 81ZM261 78H263V79L261 80ZM32 79H34V80L31 81ZM91 79H92V81H91ZM140 82H142V85H144V87H142L140 85L141 84ZM64 83L67 85V87L70 86V90H69V88L67 89V87H66V85H64ZM156 83L158 84V86H157ZM48 84H49V86H48ZM94 84H95V86H94ZM111 84H113L112 86H114V87L110 86ZM52 85H54L53 89L50 87ZM59 85H60V87L58 88ZM61 85L64 86L65 88L63 87L61 89V87H62ZM185 85H186V87H185ZM46 86H47V88H46ZM85 86H86V88H84ZM77 87H78V89L81 88V91H83L84 95L82 94L80 89L77 90ZM91 88L93 90L95 88V91L93 92V90ZM147 88H149V89L150 88H152V89L154 88L155 92H153L152 95H150V96L148 95L147 96L146 93H145ZM83 89L84 90L86 89V92ZM67 90H69V91H67ZM78 91L80 92V94H79ZM87 92L89 93V95L92 94V96H89L88 94L86 95ZM132 92L134 94H132ZM138 92H139V95H138ZM185 92H186V90H185ZM141 96H142V98H141ZM94 97H97L96 101H94L95 100ZM123 98H125V99H123ZM148 98H151L153 101L151 99H149L150 102H148ZM91 99H93V100L91 101ZM56 100H57V102H56ZM222 100L223 101L225 100V101L223 102ZM97 101H98V103L99 102L100 103L97 104ZM139 102H143V104L140 105ZM73 103L76 104L77 106L75 105V107H74ZM53 104H55V105H53ZM57 104H59V105H57ZM126 104H128V105H126ZM88 105L91 108H89ZM143 105H145V106H143ZM71 106H72V108H71ZM193 106H195V107H193ZM68 107L71 108V109H67ZM77 107H78V109H77ZM103 107H105V108H103ZM123 107H124V109H123ZM128 107H130L132 110H130V108H128ZM1 108H3V109H1ZM28 108H29V110H28ZM80 108H83V110L82 109L80 110ZM168 108H171V109H168ZM183 108H185V110ZM192 108H194V110ZM10 109H11V111H9ZM100 109H102V111H100ZM117 109H118V111H117ZM135 109H137L138 111L137 110L135 111ZM158 109H160V112H161L162 109H164V111H162V113H163L162 115H160V112H159ZM200 109H201V111H200ZM61 110H62V113H58ZM66 110H68V111H66ZM86 110L90 111V112L88 111L89 114L87 113ZM165 110H166V113H165ZM171 110H173V111H171ZM174 110L175 111H182L183 113L185 112L184 115L187 118L185 117V120L184 119L183 120H184V124L186 126H182L177 121V119L173 116L176 113V112H174ZM7 111H9L11 114L9 112H7ZM130 111H131V113H130ZM169 111H171V112H169ZM3 112H4V114H3ZM94 112H96V113H94ZM155 112L158 114V116H157V114H155ZM86 113L88 115H91V116H88ZM168 113H169V115H168ZM186 113L187 114L189 113V114L186 115ZM223 113H224V115H223ZM99 114L102 115L101 116L102 118L100 117ZM220 114H222V115L220 116ZM190 116H194V117L190 118ZM74 117H72V118H74ZM94 117H95V119H94ZM96 117H98V118H96ZM104 117H105V119H104ZM116 117L118 118L117 121H116ZM146 117H147V119H146ZM158 117L161 118V119H159ZM162 117H163V120H162ZM166 118H168L169 120L166 119ZM192 118H195V119H192ZM205 118H208V123L210 125H207V124L205 125V123H207V120H204ZM131 119H132V122H131ZM201 120H202L203 124H201L202 123ZM232 120H234L233 122H235V123H232ZM5 121L9 122V123L11 122L13 127H7L6 125H4ZM153 121H154V123H153ZM199 121L201 123L198 124L197 122H199ZM118 123L119 124L121 123L119 125V127L116 126V124H118ZM151 123H153V124H151ZM229 123H232V124H229ZM238 123H239V125H238ZM112 125L114 127L116 126L117 128L115 127L113 129V127H112V129H111ZM189 125H190V127L188 128ZM109 126H110V128H109ZM153 126H155V127H153ZM120 127H121V130L119 129ZM125 127H126V129H125ZM129 127H132V129L129 128ZM204 127H207V129L210 128L212 130V132L209 133V135L206 136L207 138H205V139H203L201 141V139L198 136H196V135L194 136V134H196L194 132L200 131V128L201 129H205ZM251 128L253 129V131L255 133L253 131H251L252 130ZM129 129H131V132H128V131H130ZM187 129L188 130L191 129V132H188ZM114 130H117V131H114ZM125 130H127L126 133L124 132ZM160 130H161V132H160ZM119 131H120V133H119L118 137H116L115 134L116 133L118 134ZM46 132L50 133V135L53 136V138H56L58 136V138H57L58 142L56 140H51V139H48V138L42 136V133H46ZM122 132H123V135H122ZM192 132L194 134H192ZM213 132H216V133L217 132H221V134H223L226 138L224 140H222V139L221 140H217V139L214 138L215 137L214 136L215 133H213ZM228 132H230V133L228 134ZM235 132H237V133H235ZM2 135H4V136H2ZM10 135H11V137H9ZM125 135L129 136V137L132 135V139H131V137L130 138L129 137L126 138ZM5 136H8L10 139H8ZM11 138H12L13 142L10 141ZM180 138H181V140H180ZM211 139H213V141ZM3 140L7 141V142L9 140L10 143L9 142L8 143L11 146L13 145V147H11V146L8 147L9 144L7 145V142L5 143ZM134 140H135V142H134ZM36 142H38V143H36ZM34 143H36V144L34 145ZM133 143H134V146H133ZM250 146H251V148H250ZM248 147H249L250 150L247 149ZM8 148H9V150H8ZM11 148H13L14 151H12L13 149H11ZM152 149H154V150H152ZM235 149H237V150H235ZM5 150H8L9 152L5 151ZM10 150H11V152H10ZM215 150H217V151H215ZM227 150H229V151L230 150H234L236 152L234 153V155L232 154V156H231V155L227 154V152H228ZM245 150H248V151H245ZM123 151H124L125 155H123ZM221 151H224L223 155L219 154V152H221ZM4 152H6V153H4ZM143 152L147 153V155L144 154V156H148V154H151V155H149L150 156L149 157L150 160H149L148 157L142 156ZM250 152H255V153H250ZM140 153H141V157H144L145 160H140V158H141V157L139 158ZM67 154H65V156H68ZM129 154H131V155H129ZM153 154H155V155H153ZM253 154H254V156H253ZM126 155L129 157V159H130V157L132 155L134 156V157L132 156L133 158L131 157L130 163L128 162L129 159H128V157ZM157 155L158 156L160 155L159 156L160 157L159 160H157L158 158H156V157H158ZM122 156H123V159H122ZM125 156L127 157V159H126ZM151 156H153V157H151ZM251 156H253V157H251ZM162 157L163 158L165 157V160H163ZM18 158H20V159H18ZM166 158H167V160H166ZM35 159L37 160L38 158H35ZM251 160H254V161H251ZM65 161H67V160L66 159L61 160L60 163L61 162L62 163L64 162V164L67 163ZM148 161H149V164L151 166H153V169H152L151 166H149ZM153 161H154V163H153ZM18 162H20L21 164H18ZM137 162H139V163H137ZM156 162L158 163V165H159V162H160L161 165L156 167V164H157ZM5 163L7 164V162H5ZM31 163H32V161H31ZM145 163L147 164L148 169H147V167H145L146 166ZM152 163H153V165H152ZM15 164H17V165H15ZM134 164H135L136 167L134 166ZM139 164H141V166ZM215 164L219 166V164H221V163L215 162ZM14 165L17 166L16 167L17 170H14V169H16V168H14L15 167ZM132 165H133L134 168L132 167ZM200 165H203V166H200ZM256 165H259V166H256ZM139 166H140V169H138ZM210 166H211V168H210ZM18 168H20V169H18ZM129 168H132V171H134V172H132L131 169H129ZM263 168H260V170L262 169L261 170L262 172H264ZM141 169H142V171H141ZM22 170H23V168H22ZM41 170H43L42 166H39L38 164H35V165L31 164V165H29L27 167V170L25 169L24 171L27 174L28 173L30 174L31 181L33 183L37 182V185L39 187H41L42 191H44L45 194L48 192L47 196L49 198L53 199V200L51 199V201H54L55 203H57L60 206L61 209H63L64 206L59 204V203H61L63 200H65L64 193L69 188H65L63 186V182H59V181H56V180H53V179H50V178H46V179L43 178L41 180L40 179H36V177L40 174ZM240 170H241V168H240ZM148 171H150V172H148ZM151 172L154 173V176H153V174ZM136 174H137V176H136ZM255 174L258 175V176H261L262 178L264 176L259 171H256ZM140 175L141 176L143 175V176L140 177ZM149 175H151V176H149ZM105 176H107V177H105ZM146 178H148V179L146 180ZM191 178H193V179L191 180ZM232 178H234V180ZM78 179L79 178L70 180L66 185L67 186L68 185H72L73 187H74V185H77V184L78 185H82L80 182H78ZM128 179L129 180L132 179V180L129 181ZM197 179H199L200 181L198 182ZM236 180H238V181H236ZM90 181H92V184H93L94 180L93 179L91 180V178H90ZM122 181H124L123 182L124 185L121 184ZM111 182H114L115 186L118 185L117 187H119L121 185L120 186L121 188L120 187L116 188ZM59 183H61V184H59ZM142 183H143V185H141ZM231 183H233V184L231 185ZM109 184L112 185V186H110ZM144 185H145L146 189H145ZM197 185H198L199 188L196 187ZM108 186H109V188H108ZM127 187H128V189H127ZM170 188L171 189H169V187H168V189H166V192L164 191L165 193L164 192L163 193H156L155 194L156 196L153 195L154 196L153 199L154 200H155V198L156 199L157 198L158 199L159 198L163 199V198H165L164 194L168 195V193L169 194L170 193H174V192H171L173 187H170ZM200 188H202V189H200ZM232 188L235 190V186L230 188L233 191ZM107 189H109V192H108ZM194 189L196 190L195 192H194ZM198 189L201 190V192H200L201 194L199 193ZM262 189H260V190H262ZM110 190H111V192H110ZM246 190L247 191H246L245 194H247V192L248 193L249 192H253V193H249V194H252V196H256L257 195V191H256V193H254V191L256 189L253 188V187H250V185L246 188ZM119 191L121 193H119ZM115 192L119 193V194H116ZM122 192H123V194H122ZM105 193L106 194L107 193L108 194L109 193H111V194L115 193V194H112V195L116 196V199L112 195H108V194L106 195ZM249 194L246 195V196H249ZM262 194L263 193H261L260 195H262ZM160 195L162 197H159ZM203 195H205L206 197H204ZM106 196H108L107 199H106ZM109 196L113 197V198L110 197L112 200L109 198ZM202 196L204 198H202ZM59 198H60V200H59ZM103 198H105V199H103ZM118 198H121L120 201H123L124 204L122 202H121L122 204L119 203L120 201H118ZM102 200H104V202ZM106 200H107V202H106ZM110 200L113 203H111ZM108 201H110V202H108ZM109 203L114 205V206L111 205V206H113L112 209L109 208V207H111V206H109L110 205ZM224 204H227V205H224ZM133 205H135L137 208H135V206H133ZM190 206H191V208H190ZM133 207L135 208L134 214L137 215L139 218H137L136 216L134 217V215H132L133 211H134ZM222 207H223V209H221ZM103 208L105 209V211L103 210ZM138 208H139V210H138ZM99 209H101L100 212H99ZM120 209H121V211H120ZM262 209L264 210V208H262ZM106 210H107V212L109 214L106 212ZM136 210H137V213H136ZM92 211L93 210H91V212ZM102 211L105 212V214ZM114 211H116V212H114ZM138 212H140V213L142 212V213L140 214ZM159 212L161 213L160 215H159ZM56 213L54 214V216L57 219L58 218H59V220H61V219L67 220L68 219L67 216L66 217L62 216L61 217V215L58 212H56ZM104 215L105 216L107 215V216L104 217ZM119 215H120V217H119ZM121 215H123V216H121ZM102 216H103V218H102ZM140 216H142V217H140ZM146 216H148V217H146ZM100 217H101V219H100L101 221L99 220ZM113 219H115V220L113 221ZM143 220H145L146 223ZM105 222H107V223H105ZM108 222H110V223H108ZM113 222H115V224ZM105 224L106 225L108 224V225L106 226ZM111 224H113V225H111ZM50 226H51V224H50ZM98 226H100L99 229H98ZM150 226H152V227H150ZM228 227H230V226L228 225ZM148 229L151 230V231L149 232ZM194 232L200 234V231H198V230L196 231V229H194ZM183 234H184V238H185V233H183ZM199 236L202 237V238H205L202 235H199ZM84 237H85V239L83 240ZM250 238L252 239V241L249 240ZM250 238L248 239V244L252 247L253 252H257V254H261V256L264 255L263 254L264 253V246H263V243H262V242H264V240L260 239V240H262V241H260L258 239V237H257V239H255L256 237H250ZM28 239H29V241H28ZM182 240H181V242H182V244H184L187 239L186 238L185 239L182 238ZM89 241H90L91 244L89 243ZM13 242H15V243H13ZM140 242L141 243L143 242L142 244H146V245L149 244L148 247H150V248L153 247V244H151L150 241L142 240V241H139V243ZM253 242H255L256 244L253 243ZM81 243L83 245H81ZM139 243L137 242L138 245H139ZM137 244H136V246H137ZM146 245H143V246H145V248H146L147 247ZM66 247L68 249H66ZM29 248H31V250ZM153 249H154L153 250V255H154L153 262H155L156 264H166L163 261V259H161L162 257H161V253H160L159 249L155 248V247ZM133 251H132V253L125 254L123 256V259L125 260V261H123V264H131V262H133L132 264L135 263V261H136L135 252H137L138 249H136V247L134 246L133 247ZM156 251H158L157 254H156ZM38 253H39V255H38ZM102 253H103V251H102ZM102 253H96L94 255V260H93L94 264H96V263L100 264V262H101V264H106L107 263L106 261H111V263L114 264V261H116V258L114 256L108 257V255L104 256L103 255L104 253L103 254ZM159 255H160V257H159ZM211 256L212 257L210 258V263L211 264H217L218 263V259H219L218 256H216L214 252L211 253ZM129 257H131V258H129ZM105 259H106V261H105ZM127 259H129V260H127ZM132 259H133V261H132ZM46 261H47V263H44ZM37 262H39V263H37ZM57 264H58V262H57Z\"/></svg>","mask_w":264,"mask_h":264}]
</instances>
